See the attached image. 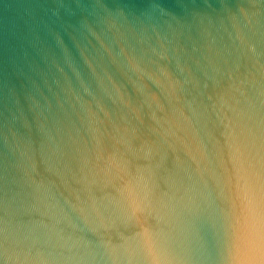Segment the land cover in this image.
<instances>
[{
  "label": "water",
  "instance_id": "1",
  "mask_svg": "<svg viewBox=\"0 0 264 264\" xmlns=\"http://www.w3.org/2000/svg\"><path fill=\"white\" fill-rule=\"evenodd\" d=\"M0 264H264V0H0Z\"/></svg>",
  "mask_w": 264,
  "mask_h": 264
}]
</instances>
